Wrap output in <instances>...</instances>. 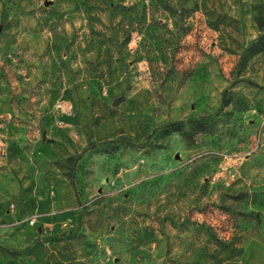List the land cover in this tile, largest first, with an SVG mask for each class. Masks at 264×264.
I'll return each instance as SVG.
<instances>
[{
	"label": "rangeland",
	"instance_id": "1",
	"mask_svg": "<svg viewBox=\"0 0 264 264\" xmlns=\"http://www.w3.org/2000/svg\"><path fill=\"white\" fill-rule=\"evenodd\" d=\"M0 264H264V0H0Z\"/></svg>",
	"mask_w": 264,
	"mask_h": 264
}]
</instances>
